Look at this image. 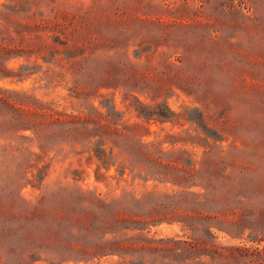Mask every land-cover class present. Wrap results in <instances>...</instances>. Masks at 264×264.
Segmentation results:
<instances>
[{
  "label": "rangeland",
  "instance_id": "rangeland-1",
  "mask_svg": "<svg viewBox=\"0 0 264 264\" xmlns=\"http://www.w3.org/2000/svg\"><path fill=\"white\" fill-rule=\"evenodd\" d=\"M55 21L71 24L65 28ZM24 65L29 68L23 72H38L22 81L0 77V87L27 90L70 111L76 100L69 94L76 86L103 114V105H114V117L173 163L179 158L178 164L188 168L191 158L196 169L203 161L212 172L219 153L221 169L227 166L235 174L243 169L235 185L243 197L237 207L247 225L264 229V0H0V71L11 75ZM46 77L53 78L51 84ZM138 102L165 103L176 115L163 123L141 120ZM4 143L0 138V264H17L24 250L32 251L34 264H58L47 255L53 251V217L68 218L77 209L72 190L112 197L122 188L139 193L155 185L156 190L176 189L138 177L129 186L127 174V183L117 184L111 176H117L126 157L117 149V164L99 169L105 180L95 179L100 163L67 146L22 173L17 167L26 159L4 155ZM149 230L155 238L184 234L177 223ZM248 232L246 244L255 245ZM215 235L221 243L240 241L220 231ZM59 264L87 263L68 259Z\"/></svg>",
  "mask_w": 264,
  "mask_h": 264
},
{
  "label": "trees",
  "instance_id": "trees-1",
  "mask_svg": "<svg viewBox=\"0 0 264 264\" xmlns=\"http://www.w3.org/2000/svg\"><path fill=\"white\" fill-rule=\"evenodd\" d=\"M54 24L67 28L71 23L55 21ZM28 68L24 65L16 72L11 70V75L0 71V77L16 76L22 81L38 72V69L23 72ZM46 78L47 85L51 84L53 78ZM69 96L76 100L75 108L70 111L27 90L0 87V138L5 139L2 150L4 155L26 159L17 170L26 173L36 168L43 157L51 152L56 155L67 146L69 152L80 157L86 155L87 161L100 163L95 179L105 180L107 177L100 174L99 169L117 164L114 154L117 149V154H126L121 166L116 168L117 176H111L117 184L127 183L124 177L127 174L129 186L138 177L143 181L169 183L176 189L156 190L155 185L139 193L122 188L120 194L112 197L101 196L95 190H72L76 193L78 207L68 218L62 213L53 217V227L56 225L53 251L47 255L58 259V264L68 259L99 264L95 259L113 256L116 258L107 264H264V245H260L264 238L259 236L264 229H257L253 223L247 225L245 214L237 207L243 197L235 185L243 169L238 170V174L228 171L227 166L221 169L219 165L224 158L219 153L211 162L212 172L204 168L203 161L196 169V162L191 158L188 168L178 164L179 158L173 163L164 152L157 153L152 143H144L136 137L131 130L133 126L124 125L120 117H114V105H103L106 108L103 114L87 103L76 86ZM135 111L141 120L160 123L171 121L176 115L165 103L138 102ZM189 121L194 120L189 118ZM32 159L35 164L29 163ZM38 171L41 173L43 169L38 168ZM207 176L212 178L213 185ZM194 186L204 190H191ZM164 222L179 224L184 234L161 238L147 235L151 226ZM60 223H66V228H61ZM125 223L129 225L124 226ZM145 229L148 230L143 232ZM247 230L249 240L255 245L246 244ZM128 231L138 232L126 236ZM216 231L240 241L221 243ZM32 256L31 250L22 251L17 264H34Z\"/></svg>",
  "mask_w": 264,
  "mask_h": 264
}]
</instances>
